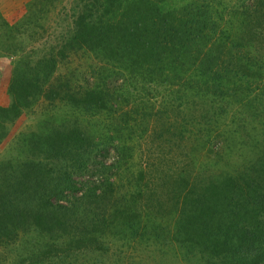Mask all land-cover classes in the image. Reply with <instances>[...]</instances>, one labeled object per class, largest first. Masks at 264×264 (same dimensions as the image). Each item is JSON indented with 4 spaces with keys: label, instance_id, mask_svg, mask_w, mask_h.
I'll list each match as a JSON object with an SVG mask.
<instances>
[{
    "label": "trees",
    "instance_id": "16d2710c",
    "mask_svg": "<svg viewBox=\"0 0 264 264\" xmlns=\"http://www.w3.org/2000/svg\"><path fill=\"white\" fill-rule=\"evenodd\" d=\"M82 2L71 35L62 46L33 65L25 63L15 69L8 88L12 103L4 112L18 116L41 93L40 84H46L54 74L58 58L81 51L113 68L118 77L132 80L144 69L146 79L133 80L139 90L146 80L147 84L175 91L178 106H189L190 115L198 111L197 139L218 137L226 142L228 153H240L242 144L219 129L220 118L222 106L230 102L247 107L251 104L250 109L254 103L264 104V0ZM3 24L13 26L6 21ZM103 81L102 77L81 95V104L91 117L111 111L112 123L118 129H53L46 134H30L28 139L13 142L24 153L16 149L0 162V244L19 240L29 244L28 235H42L49 240L43 251L53 242L65 245L61 259L70 256L71 247L87 250L96 244L94 235L82 236L85 213L79 208L86 199H100L107 190L98 191L90 178L97 181L95 170L109 168L101 160L110 147L118 153L117 164H112L115 169L126 162V156L119 154L126 148L124 142L136 133L147 132L144 127L135 128L145 123L136 124L135 114L145 120V113L136 110L151 105L146 94H124L126 82L111 92ZM251 87L259 98L248 97ZM192 121L189 125L195 128ZM167 122L159 138L163 136L168 144L177 146L178 141L194 133L193 129H176L170 119ZM3 138L0 134V141ZM246 152L241 151L242 164L234 169L229 166L204 178L196 176L192 182L181 178L183 173L176 177L185 188L174 189L177 224L170 239L185 254L194 255L196 264H264V147L262 152H249L248 157ZM110 183L104 181L109 192ZM132 203H136L134 196L131 202L112 210L123 215L126 228L128 215L137 214L131 210ZM148 216L141 217L139 223Z\"/></svg>",
    "mask_w": 264,
    "mask_h": 264
},
{
    "label": "rangeland",
    "instance_id": "374dc122",
    "mask_svg": "<svg viewBox=\"0 0 264 264\" xmlns=\"http://www.w3.org/2000/svg\"><path fill=\"white\" fill-rule=\"evenodd\" d=\"M82 1L0 0V134L4 135L0 141V162L7 160L16 149L24 153L23 149L14 147L13 142L16 139H28L30 134H46L53 129H118V125L112 123L111 111L103 110L98 116L91 117V112L81 104V95L95 83L101 82L102 77L111 92L126 82L129 87L125 85L124 94H146L151 98L148 100L151 105L136 110L145 113V120L134 115L136 124L145 122L135 128L144 127L147 132L146 135L136 133L128 142H124L126 150L119 154L126 156V162L119 164L118 170L112 165L114 162L117 164L115 158L118 153L110 147L107 156L101 160L109 168L106 171L101 167L95 170L97 181L94 177L90 178L98 185V191L102 193L107 190V194L104 193L100 199H86L79 208L82 214L85 213L81 214L82 236L88 238L94 235L97 239L93 248L76 250L70 246V260L67 262L69 257L60 258L65 245L57 243V246L53 242L50 248L43 251L42 246L49 242L48 238L31 234L27 236L29 244L23 240L8 245L0 244V260L2 264H196L194 255L185 254L170 239L177 224L174 189L185 188L181 186V179L176 177L183 173L181 178L192 182L196 176L204 178L229 166V169L240 166L244 158L243 155L240 159L241 151L247 150L246 157L251 151L257 153L261 149L262 152L264 104L257 106L254 103L252 109L251 104L247 107L232 102L222 106L223 116L220 118L219 129L228 131L227 135L242 144L239 154V151H231L230 154L226 151L229 150L226 142L221 138L207 141L199 136L197 139V123L200 120L198 111L190 115L192 110L189 106H178L180 103L174 100L175 91L147 84L146 80H143L142 89L139 90L138 83L136 86L133 80L142 77L146 79L144 69L132 80L128 76L118 77L112 73L115 70L110 66L97 62L92 55L78 51L58 58L54 74L46 84H40L41 93L34 96L18 116L4 112L12 103L8 88L15 69H21L25 63L33 65L40 58L54 54L62 46L71 35L73 20L81 9ZM3 21L13 26H6ZM255 92L257 90L251 87L247 91L248 97L259 98L254 96ZM167 95L172 98L170 102ZM240 107L243 109L240 110ZM168 119L174 122L176 129H193L194 133L178 141L177 146L168 144L166 138H159V131L164 129ZM183 121L185 126L181 127ZM190 121L196 123L195 128L189 125ZM104 181L111 182V193ZM133 196L136 203H132L131 210L137 211V214L128 215L129 228H126L123 226V215L112 210L131 202ZM146 214L149 215L148 220L139 223V219H145L143 216ZM107 219L114 222L107 224Z\"/></svg>",
    "mask_w": 264,
    "mask_h": 264
}]
</instances>
